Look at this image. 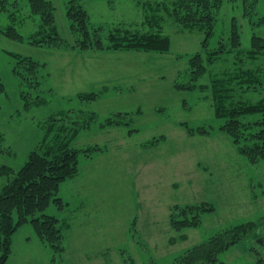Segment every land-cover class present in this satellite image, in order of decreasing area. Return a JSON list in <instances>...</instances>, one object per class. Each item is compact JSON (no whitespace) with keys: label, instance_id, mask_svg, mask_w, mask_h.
<instances>
[{"label":"rangeland","instance_id":"obj_1","mask_svg":"<svg viewBox=\"0 0 264 264\" xmlns=\"http://www.w3.org/2000/svg\"><path fill=\"white\" fill-rule=\"evenodd\" d=\"M47 1L56 46L33 43L48 29L27 0H0V166L18 170L42 143L100 150L79 153L77 174L55 195L62 206L51 202L34 215L58 219L63 251L42 243L28 222L13 234L5 264H178L186 250L246 222L255 225L244 238L215 263L198 264H262L264 161L249 162L219 129L224 119L214 114L211 90L234 101L262 96L245 85L249 74L264 77V50L248 53L252 35L264 38V0H223L210 30L179 22L176 0H78L101 50L79 47L66 16L69 0ZM8 27L22 39L5 36ZM116 30L158 32L168 37V50L108 49ZM221 43L224 53L209 56ZM197 52L204 66L198 77L190 62ZM25 57L43 65L28 71ZM183 125L207 131L189 133ZM201 204L213 210L200 213L198 226L173 229L174 206Z\"/></svg>","mask_w":264,"mask_h":264},{"label":"trees","instance_id":"obj_2","mask_svg":"<svg viewBox=\"0 0 264 264\" xmlns=\"http://www.w3.org/2000/svg\"><path fill=\"white\" fill-rule=\"evenodd\" d=\"M27 2L31 13L39 17L40 28L46 27L48 29V33L44 37L34 40L33 43L40 44L43 42V44L58 45L59 37L54 23V8L50 1L27 0ZM222 2L223 0H176L173 12L178 15H176L177 20L185 25L192 27L198 23L210 30L212 21L215 20V13ZM66 16L71 22V31L78 33L81 37L78 41L81 49H105L99 39L92 40L91 35L96 33V29L92 30L89 27L86 11L78 0L68 1ZM260 21L264 22V19ZM2 32L9 38L22 39L21 34L16 32L14 27H8ZM123 32L116 30L110 34L111 40L108 49H140L160 53L168 50V37L158 32L133 34H124ZM238 34L237 26L234 23L230 36V46L233 48L239 45ZM202 47L205 48L204 42ZM224 50L225 46L221 43L219 49H216L209 56L212 58L219 56L224 53ZM261 50H264V38L252 35L248 53L253 56ZM20 61L25 62L27 65L25 69L28 71H33V68L39 64L40 66L43 65L26 57L21 58ZM190 62L195 69L196 77L202 75L204 66L199 52L190 58ZM15 71L17 72V70ZM18 73L21 74L20 71ZM245 86L254 92L259 91L262 96L255 102L244 99L234 101V99L228 100V95L221 97L220 88H214L213 91L211 90L212 106L215 116L224 119L219 129L230 136L238 151L249 162L256 163L258 160L264 161V77L249 74ZM177 87L192 89L194 85L183 87L177 85ZM200 87L206 88L204 85ZM4 91V85L0 81V93ZM243 91L245 92V89ZM94 96L95 94L85 95L88 99L94 98ZM255 115L258 117L254 118ZM111 121L108 119L107 124L110 125ZM183 126L187 128L189 133H205L207 131L203 127L192 129L186 125ZM35 148L28 153L27 159L18 170L15 171L6 165L0 166V175L5 176L4 183L0 184V264H5L11 253L13 234L19 226L28 222L33 226L42 243L58 254L63 251L62 233L58 219L45 214L34 215L43 211L51 202L62 206V199L55 195L62 181L77 174L79 153L89 157L93 151L100 150V147L79 150L68 145L44 143L38 144ZM2 150L0 137V151ZM211 210L213 207L209 204L174 206L170 213L171 226L176 231L196 227L200 223V213ZM254 225L253 222L241 223L212 235L205 242L186 250L179 258L178 264L215 263L221 253L244 238ZM258 261L264 264V258H259Z\"/></svg>","mask_w":264,"mask_h":264},{"label":"crops","instance_id":"obj_3","mask_svg":"<svg viewBox=\"0 0 264 264\" xmlns=\"http://www.w3.org/2000/svg\"><path fill=\"white\" fill-rule=\"evenodd\" d=\"M91 155H92V154H91ZM91 155H90V156H91ZM90 156H89V157H90Z\"/></svg>","mask_w":264,"mask_h":264}]
</instances>
